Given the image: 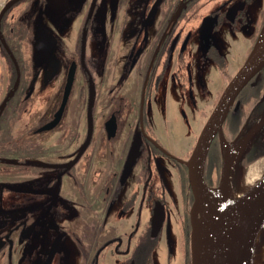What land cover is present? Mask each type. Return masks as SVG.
<instances>
[{
    "label": "flooded vegetation",
    "instance_id": "af4514ba",
    "mask_svg": "<svg viewBox=\"0 0 264 264\" xmlns=\"http://www.w3.org/2000/svg\"><path fill=\"white\" fill-rule=\"evenodd\" d=\"M12 1L0 7V109L8 97L0 110V176L13 173L21 180L0 181V196L10 190L20 198L11 209L31 207L10 215L35 214L33 227L27 221L21 226L36 239L54 232L40 264L58 237L57 254L72 242L83 253L78 231L90 222L95 264L107 256L118 264H151L147 249L163 232L171 237L172 229L192 264V217H199L188 167L194 149L183 159L163 147L157 129L162 98L188 93V108L209 119L264 23L241 62L221 55L213 39L225 26L237 33L243 0H18L3 13ZM196 18L202 30L193 37L186 26ZM197 36L204 58L191 60ZM232 45L237 56L238 40ZM101 99L104 112L97 114L102 118L96 127L94 107ZM256 128L251 146L231 160V179L239 177L241 160L248 164L264 156L262 150L255 153L264 142V67L239 93L210 144L204 169L210 187L226 174L223 139L235 148ZM160 154L175 180L165 174ZM157 212L162 223L155 234ZM26 230L3 238L13 240L0 250H9L5 257L13 256L19 240L25 250Z\"/></svg>",
    "mask_w": 264,
    "mask_h": 264
},
{
    "label": "rangeland",
    "instance_id": "374dc122",
    "mask_svg": "<svg viewBox=\"0 0 264 264\" xmlns=\"http://www.w3.org/2000/svg\"><path fill=\"white\" fill-rule=\"evenodd\" d=\"M4 2L5 0H0V7ZM243 3L244 11L238 20L237 33H232V30H230L229 26H225L222 27L221 30L216 33V35H214L213 39L218 52L221 55L225 56L226 59H231L234 57L236 59L237 57V60L241 62L245 60L252 47L258 27L261 29L264 23V0H243ZM194 20H191V23L186 26L187 30H193V37L199 35L202 30V25L200 26L202 19L196 18ZM200 38L197 36V39H195V41L193 40L191 43L193 45V49H195L194 53L189 56V59L191 60L204 58L203 53L199 52V46H202V40ZM235 39L238 40L237 56L235 55V51H233L234 45H232V43H235ZM0 68L2 69L1 66ZM100 89H102V87ZM104 93V90L99 91L100 95H103ZM197 97L198 102L202 105V97H199V95H197ZM190 98V94L182 92L181 90H179V94L175 95L174 98H162L164 106L162 109V116H160V122L157 123L158 135L161 139L163 147L167 149L175 158L185 159L189 153L191 154L203 125L208 119V114L203 113L202 110L189 109L191 107L188 108V102ZM162 101L160 100V103ZM102 103L103 100L101 99L95 104L94 107L96 115V127L101 121L100 118H102H97V114L101 115L104 112L102 111ZM179 106H183L182 109H180ZM76 116L79 120V115L75 112V116L72 118V122L75 123L74 126H76L77 123ZM25 117L27 118V114H25ZM162 117L166 120L165 125L162 124ZM84 118L85 117H83V119ZM78 123L79 126L82 125L80 122ZM261 135L262 141H264V132ZM116 146L119 147L120 145L116 144ZM260 150H262V154H264V142H259L256 145L255 153L260 152ZM159 162L165 169V174L167 173L168 179L175 180V173H173L172 166L167 157L160 154ZM239 174L240 176L237 177L236 180L232 181L233 183L231 185V192H233L236 196L242 195L264 176V156L255 160V162L250 163L243 170H240ZM20 180L21 176L13 173H10L3 178L0 176V181L2 182L8 181L13 183ZM217 181V185H210L218 187L222 183V177L218 178ZM169 184L172 187L170 181ZM229 184L231 183L229 182ZM87 197L88 196L85 195L84 200H82L83 203H86ZM19 199L20 198L17 197L12 191L6 190L3 194V197L0 196V206H2V209L4 210H11V208H13L12 206L16 204ZM38 213H40V211ZM84 214L85 216L82 218L89 220L90 217L88 215L90 213ZM34 218L35 214H23L20 216L0 215V238H4L5 236L11 234L12 231L14 233L13 237L19 236L21 231L26 230L25 227L23 228L21 226L22 221H27L28 225L33 227ZM58 223L62 224V226H66V224L61 223V221ZM79 228L80 230L78 231V235L83 241V253L77 251L78 249L74 242L69 243L67 246L62 245L60 248L61 254H57L55 256L53 264H95V247L94 240L92 238L91 222L89 224H81ZM53 233L54 232H48V235L44 238L36 239L33 236L34 233H29L26 230L24 238L30 239L31 242L29 241L28 243H25V250H22L21 242L19 240L18 247H14L13 249L12 257H5V254H7L9 251L8 249H4L0 252V264H40V260H42L45 251L49 247V239L53 236ZM172 234H174V236ZM176 234V229L171 230V237L169 238H166L164 232L161 234L160 238H158L155 242V247L150 255L151 264H189L186 249L183 247L184 245L182 240L178 238ZM260 246H262L264 249V227L260 229L254 244L253 256L255 258V264H264V256H259L261 253L259 251L261 248ZM70 249L72 250L71 254L68 253ZM74 250L77 251L76 254L73 253ZM118 262L119 259H114L107 256L104 258L101 257L99 264H118Z\"/></svg>",
    "mask_w": 264,
    "mask_h": 264
},
{
    "label": "bare ground",
    "instance_id": "6f19581e",
    "mask_svg": "<svg viewBox=\"0 0 264 264\" xmlns=\"http://www.w3.org/2000/svg\"><path fill=\"white\" fill-rule=\"evenodd\" d=\"M255 52L264 54V29ZM216 131L217 125L209 134L205 148ZM257 131L258 128L235 148L223 139L226 175L234 154L248 148ZM194 166L195 157L188 161L190 170ZM245 202L244 194L236 196L231 192L228 176L218 187L203 188L193 236L194 264H255L254 244L264 225V194L248 209ZM260 247L259 256H264V249Z\"/></svg>",
    "mask_w": 264,
    "mask_h": 264
},
{
    "label": "water",
    "instance_id": "95a60500",
    "mask_svg": "<svg viewBox=\"0 0 264 264\" xmlns=\"http://www.w3.org/2000/svg\"><path fill=\"white\" fill-rule=\"evenodd\" d=\"M18 1V0H15ZM10 2L7 7L3 10V13L15 2ZM2 13V14H3ZM264 29V27H263ZM262 29V31H263ZM208 31V30H207ZM261 31V32H262ZM260 32V35H261ZM259 35V37H260ZM259 40V38H258ZM257 40V42H258ZM256 42V43H257ZM256 43L254 45V48L252 49L251 53L247 57L245 63L240 68L238 73L234 76V78L231 80V82L228 84L226 89L224 90L222 96L219 99V102L210 115L208 121L206 122L205 126L203 127L199 138L197 140L196 146L194 148L193 156L191 159L195 157V166L193 170H190V176H191V184L193 187L195 202L193 206V211H196V213L199 210V202L202 195V190L204 187H209L206 183L205 176H204V169H205V162L206 157L210 148V144L215 137L217 133H220L222 131V124L225 120L227 113L229 111L230 106L235 101L239 93L242 91V89L247 85V83L254 77L255 74H257L263 67H264V54L255 52ZM73 78L74 73L73 71L69 75L66 88H65V95L63 98V103L61 105L59 113H62V110L65 107V104L68 100L71 87L73 84ZM8 100V97L6 98L3 106L1 107V111L6 106V102ZM217 125V131L210 139L207 147L205 148V142L211 133L212 129ZM135 147H133L134 151ZM81 155V154H80ZM190 159V160H191ZM189 160V161H190ZM264 194V177H262L259 181H257L255 184H253L245 193L246 202H245V208H249L252 203L256 202L262 195ZM31 207L27 208H21V209H11V210H4L0 208V214L3 215H10L13 213H20L24 211L30 210ZM198 219V216L192 217V238H191V257H192V264H194V258H193V236L196 230V221ZM162 223V215L158 214V212L155 215V224L153 227L154 233H158L160 230ZM61 237H58L52 244L50 251L48 252L44 262L42 264H53V261L55 259V256L59 250L60 244H61ZM13 240L10 238H0V250L5 248L8 244H12Z\"/></svg>",
    "mask_w": 264,
    "mask_h": 264
},
{
    "label": "crops",
    "instance_id": "0c3cea01",
    "mask_svg": "<svg viewBox=\"0 0 264 264\" xmlns=\"http://www.w3.org/2000/svg\"><path fill=\"white\" fill-rule=\"evenodd\" d=\"M246 152V150H242V151H237L234 155H237V154H239L240 156L241 155H243V153H245ZM258 159H260V158H258ZM255 160H257V159H251L249 162H248V164L243 160H241V163H240V170H243L246 166H248L250 163H253V162H255ZM224 165H225V162H224ZM226 176H228V181L231 183L230 184V188H231V185H232V181H234V180H236V179H231L230 178V176H229V173L226 175L225 173H224V176L222 177V181L224 180V178H226ZM239 176H240V174H239ZM245 193V192H244ZM243 193V194H244ZM264 227V226H263Z\"/></svg>",
    "mask_w": 264,
    "mask_h": 264
},
{
    "label": "trees",
    "instance_id": "16d2710c",
    "mask_svg": "<svg viewBox=\"0 0 264 264\" xmlns=\"http://www.w3.org/2000/svg\"><path fill=\"white\" fill-rule=\"evenodd\" d=\"M154 246H155V244L152 245V248L149 247V249H147V255H146L147 263H151V261H150V255H151V253H152V251L154 249Z\"/></svg>",
    "mask_w": 264,
    "mask_h": 264
}]
</instances>
